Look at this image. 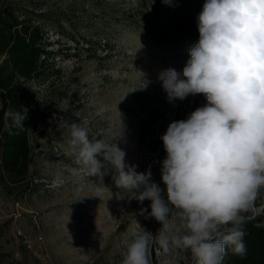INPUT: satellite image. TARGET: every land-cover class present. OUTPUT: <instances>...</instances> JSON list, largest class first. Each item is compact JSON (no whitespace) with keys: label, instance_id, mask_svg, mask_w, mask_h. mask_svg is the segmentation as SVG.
<instances>
[{"label":"rangeland","instance_id":"rangeland-1","mask_svg":"<svg viewBox=\"0 0 264 264\" xmlns=\"http://www.w3.org/2000/svg\"><path fill=\"white\" fill-rule=\"evenodd\" d=\"M6 2L32 14L62 16L57 27L42 23L61 74L51 84L24 85L43 125L31 134L28 181L6 185L0 177V264H42L34 251L49 264H121L125 241L143 231L155 236L161 224L149 215L151 201L118 188L112 171L103 184L88 175L69 146L67 123H80L90 139L105 141L122 128L118 146L126 162L137 172L150 169L166 199L160 168L167 154L160 137L172 121L208 102L196 94L170 103L158 74L168 68L182 74L188 50L199 40L197 17L205 0ZM75 26L80 28L73 31ZM261 188L254 214L264 213ZM150 264L195 261L190 251L164 253L151 243Z\"/></svg>","mask_w":264,"mask_h":264},{"label":"clouds","instance_id":"clouds-1","mask_svg":"<svg viewBox=\"0 0 264 264\" xmlns=\"http://www.w3.org/2000/svg\"><path fill=\"white\" fill-rule=\"evenodd\" d=\"M197 22L199 40L182 74H158L170 103L196 94L208 102L160 137L166 199L150 169L137 172L126 162L122 128L105 141L67 123L69 146L88 175L103 184L112 171L118 188L151 201L149 215L161 224L155 236L143 231L125 241L121 264H150L151 243L164 253L190 251L195 264H223L229 250L247 252L246 213L264 187V0H205ZM5 117L23 127L27 109H9Z\"/></svg>","mask_w":264,"mask_h":264},{"label":"trees","instance_id":"trees-1","mask_svg":"<svg viewBox=\"0 0 264 264\" xmlns=\"http://www.w3.org/2000/svg\"><path fill=\"white\" fill-rule=\"evenodd\" d=\"M6 1L0 0V55L4 57L0 64V177L6 185H19L30 174L31 134L43 125L40 108L32 107L24 97V85L34 81L51 84L52 76L61 74L54 68L56 54L49 50L52 44L42 23L51 21L57 27L62 16L32 14ZM21 108L27 109V118L23 127H17L5 112ZM246 215L250 217L244 225L246 255H233L229 250L223 264H264V213L254 214L250 209Z\"/></svg>","mask_w":264,"mask_h":264},{"label":"built area","instance_id":"built-area-1","mask_svg":"<svg viewBox=\"0 0 264 264\" xmlns=\"http://www.w3.org/2000/svg\"><path fill=\"white\" fill-rule=\"evenodd\" d=\"M29 247H30V246H29ZM33 253H34V255L36 256V258H37L38 260H41L42 264H49L41 254H39V253L36 252V251H34Z\"/></svg>","mask_w":264,"mask_h":264}]
</instances>
